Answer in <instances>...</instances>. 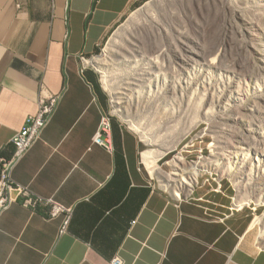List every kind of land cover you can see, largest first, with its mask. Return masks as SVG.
I'll return each mask as SVG.
<instances>
[{
    "label": "crops",
    "instance_id": "0c3cea01",
    "mask_svg": "<svg viewBox=\"0 0 264 264\" xmlns=\"http://www.w3.org/2000/svg\"><path fill=\"white\" fill-rule=\"evenodd\" d=\"M147 1L0 0V160L12 156V138L39 100L57 97L12 179L73 210L59 236L62 217L10 204L0 214V264H109L115 256L123 264H264L251 223L235 226L221 189L200 183L179 200L151 180L140 140L113 117V151L93 142L110 100L81 57L89 64Z\"/></svg>",
    "mask_w": 264,
    "mask_h": 264
},
{
    "label": "rangeland",
    "instance_id": "374dc122",
    "mask_svg": "<svg viewBox=\"0 0 264 264\" xmlns=\"http://www.w3.org/2000/svg\"><path fill=\"white\" fill-rule=\"evenodd\" d=\"M237 7L250 24L234 16ZM244 42L264 50V0H149L108 33L94 54L100 64H88L109 97L111 118L140 140L142 150L171 148L157 163L162 171L171 172L167 162L184 150L190 162L217 174L199 184L217 189L220 180L230 208L238 187L228 174L242 180L245 197L261 204L234 209L239 230L264 219V74L253 54L239 52ZM210 58L219 65H208ZM155 61L166 70L158 72ZM123 99L124 113L117 114L115 104ZM128 120L158 145L143 142ZM260 231L258 224L249 229L264 248Z\"/></svg>",
    "mask_w": 264,
    "mask_h": 264
},
{
    "label": "built area",
    "instance_id": "2783aa9c",
    "mask_svg": "<svg viewBox=\"0 0 264 264\" xmlns=\"http://www.w3.org/2000/svg\"><path fill=\"white\" fill-rule=\"evenodd\" d=\"M49 1L52 2L53 0ZM81 63L84 68L88 66V61H82V57ZM57 100L58 98L55 96L39 100L37 111L25 119L23 126L12 138L11 142L14 147L12 156L0 160V214L10 204L17 201H20L24 207L29 208L32 211H37L39 207H43L45 209L47 219L53 220L58 217H62V222L58 231V235L60 236L68 231L73 212L72 208L56 203L52 201V199H43L32 195L27 189L18 185L12 179V171L15 165L38 140L42 130L49 123L56 108ZM93 142L102 146L108 152L113 151L111 114L103 115L101 117L98 129L93 137ZM189 162V155H186V163L189 164ZM184 174L185 173L181 172V176ZM205 185L206 184H204L203 181V186ZM176 197L179 200L186 198L180 194H176ZM134 223L135 221L131 224ZM109 264H123V261L119 256H115L111 259Z\"/></svg>",
    "mask_w": 264,
    "mask_h": 264
},
{
    "label": "bare ground",
    "instance_id": "6f19581e",
    "mask_svg": "<svg viewBox=\"0 0 264 264\" xmlns=\"http://www.w3.org/2000/svg\"><path fill=\"white\" fill-rule=\"evenodd\" d=\"M233 12H234V16L243 20L242 22H244V24L249 23L248 20L244 19L243 11L240 10L239 7L234 8ZM244 43H245L244 45H241L243 43L240 44V47L238 48L239 52L240 53L250 52L251 54H253V62L258 65L259 74H264V50L259 45H255L251 42L250 43L244 42ZM83 61L85 60L83 59ZM204 61L208 65H211V66H216V65H219L220 63L218 58H210ZM89 62L96 64V65L100 64L99 59L96 57H92V59ZM155 63H157L155 65H156V69L158 70V72H162L166 70L163 66L158 64L157 61H155ZM253 74L254 73H252V75ZM104 85L106 87L109 84L104 83ZM123 103H124V99H123V102L120 101L117 104H115L116 106H118V107H115L114 109V111L117 114L124 113V109H122ZM129 122H130L131 128H133L134 130H136L138 133L141 134V138L143 142H145L148 145H158L156 143V140H154L151 136L147 134L145 129L140 125V123L138 122L135 123L132 121H129ZM184 148L186 149L187 145L184 146ZM169 150H171V148H163L162 146H159L158 149L156 150L148 149L142 152V162L144 166L146 167V169L148 170L150 174H152L154 177L158 179L159 185L162 186L164 190L172 191L176 194H180L179 191L181 193L183 192V194L184 193L187 194L199 184L200 178L204 176H208L210 178H213V176H217V174L214 173L213 169L207 167L206 165L203 169H201V167H199L196 162H189V164H187L186 157L183 154L184 150H181V152H179L176 156H174L170 161L167 162V164L171 167V172L166 173L162 171V169L159 167L157 163L161 158L166 156ZM181 172L185 174L181 176ZM218 176H223V175L219 174ZM228 177H231L230 181L232 182L233 186L235 185L234 186L235 188L238 187L236 189V191L238 192L237 193L238 195L235 199L233 198V205L231 209L233 210L235 209L239 211L243 209L245 206H249L250 203L252 202L255 204V206L259 205L260 201L258 199L255 200L253 198H248V196L245 197V193H243L244 190L242 189V185H241L242 180L237 181V176H235L232 173L228 174ZM205 181H209V180L207 179ZM216 182L218 186L217 190L220 192V188H221L220 180ZM254 224L260 225V230H261L260 236L262 239V244L264 245V219L262 218L260 219V217H256L251 222L250 229L254 226Z\"/></svg>",
    "mask_w": 264,
    "mask_h": 264
}]
</instances>
